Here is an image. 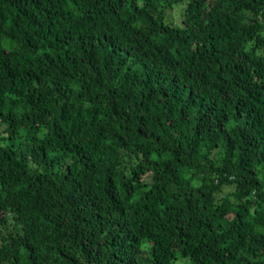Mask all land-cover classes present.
<instances>
[{
    "label": "trees",
    "instance_id": "obj_1",
    "mask_svg": "<svg viewBox=\"0 0 264 264\" xmlns=\"http://www.w3.org/2000/svg\"><path fill=\"white\" fill-rule=\"evenodd\" d=\"M0 264H264V0H0Z\"/></svg>",
    "mask_w": 264,
    "mask_h": 264
},
{
    "label": "rangeland",
    "instance_id": "obj_2",
    "mask_svg": "<svg viewBox=\"0 0 264 264\" xmlns=\"http://www.w3.org/2000/svg\"><path fill=\"white\" fill-rule=\"evenodd\" d=\"M180 9V7H178L177 9H175L172 13L173 17H177V11Z\"/></svg>",
    "mask_w": 264,
    "mask_h": 264
}]
</instances>
